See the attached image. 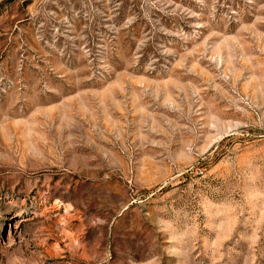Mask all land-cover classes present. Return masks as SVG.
I'll return each mask as SVG.
<instances>
[{"label": "rangeland", "instance_id": "obj_1", "mask_svg": "<svg viewBox=\"0 0 264 264\" xmlns=\"http://www.w3.org/2000/svg\"><path fill=\"white\" fill-rule=\"evenodd\" d=\"M0 264H264V0H0Z\"/></svg>", "mask_w": 264, "mask_h": 264}]
</instances>
